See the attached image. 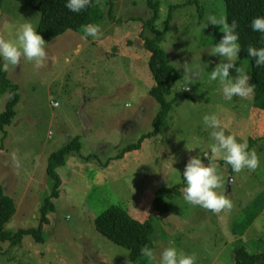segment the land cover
<instances>
[{
    "label": "rangeland",
    "instance_id": "rangeland-1",
    "mask_svg": "<svg viewBox=\"0 0 264 264\" xmlns=\"http://www.w3.org/2000/svg\"><path fill=\"white\" fill-rule=\"evenodd\" d=\"M155 1L161 4L157 24L163 29L170 7L189 0ZM200 1L206 2L198 1L200 7L195 3L182 6L174 13L160 44L182 74L167 99L172 110L163 132L121 160L117 157L128 145L153 131L160 110L150 95L154 80L150 53L141 38L143 23L140 26L136 21L153 16L148 0H101L106 13L99 39H84L68 31L51 42L45 40L43 66L37 68L34 62L22 60L20 65L8 67L10 77L20 86L22 100L4 141L0 131V182L18 207L5 230L40 226L42 204L53 190L47 174L49 157L75 137L81 139L82 149L57 169L61 195L54 200L51 224L44 225L45 243L27 236L22 244L9 249L0 242V264H124L129 252L101 236L94 220L118 205L142 222L155 216L156 192L182 184L185 165L192 157H199L205 166L211 161L220 169L222 186L217 191L233 206L214 213L188 204L182 191L169 201V213L154 221L158 234L153 253L158 259L164 248L172 246L194 255L196 264H234L233 251L242 242L233 237L232 225L242 221L251 199L264 192V108L252 105L254 92L226 100L219 82L208 80V73L221 60L212 54L217 36L223 33L221 26L202 29L201 25L210 14L225 17V8L222 0ZM113 8L112 17L108 12ZM40 17L31 7L4 0L0 4V38L16 39L25 22L38 28ZM235 63L250 76L247 61L238 57ZM184 64L199 70V78L193 76L189 83ZM236 75L230 70V77ZM185 87L189 90H183ZM6 103L4 93L0 113ZM205 114H215L226 134H234L239 142L246 141L255 149L260 167L235 173L222 155L213 156L211 129L203 123ZM250 230L251 235L243 240L247 249L264 251V213ZM145 263L153 261L147 258Z\"/></svg>",
    "mask_w": 264,
    "mask_h": 264
},
{
    "label": "trees",
    "instance_id": "trees-1",
    "mask_svg": "<svg viewBox=\"0 0 264 264\" xmlns=\"http://www.w3.org/2000/svg\"><path fill=\"white\" fill-rule=\"evenodd\" d=\"M4 0H0V4ZM23 5L31 7L38 11L41 15L38 25V32L44 40L51 42L58 37L64 35L68 31H74L84 36L83 27L87 24H103L104 7L101 0H92L90 6L80 13H73L65 7L66 0H15ZM200 0H189L183 5H173L169 9L168 18L163 29L158 28V20L160 18L161 4L155 0H148V8L152 11L153 16L144 22L138 21L142 26L141 38L144 41L146 51L150 53L149 68L154 80L150 95L159 104L160 110L153 120V131L143 135L137 143L128 145L118 156L123 159L126 154L134 152L142 148L146 140L163 132V125L168 114L171 112L172 102L168 97L173 91L175 84L181 80L182 74L172 65L170 55L160 46L165 35L170 29L174 20V13L182 6L194 4L200 7ZM225 8V17L231 23L233 19L238 22L239 43L241 51L238 54L240 60L249 63L251 74L249 83L254 85L252 105L262 106L264 108V67H256L252 58L248 57L247 48L249 45L255 47H264V41L258 32H253L250 28V22L254 17L264 16V0H222ZM206 2V1H205ZM203 2V3H205ZM111 3V1H110ZM109 3V4H110ZM105 4V3H104ZM114 8L108 14L113 17ZM135 20V18H131ZM137 19V18H136ZM224 34L218 35L216 43L220 41ZM92 40V37H88ZM87 38V39H88ZM3 61L0 60V64ZM7 94V103L0 113V131L4 133L2 141L7 137L6 128L13 125L17 117V107L22 100L20 86L10 77L9 71L0 70V96ZM253 144V143H252ZM1 147V146H0ZM82 143L79 137L71 139L61 150L54 152L49 157V165L47 174L53 180L52 193L45 198L40 210V226L38 228L18 229L15 232L5 230V225L15 216L18 207L13 198L9 197L4 190L3 184L0 182V242L8 244L9 249H13L22 244L23 239L27 236L34 237L37 242L45 243L43 237L44 225L49 226L51 219L49 215L56 209L54 200L61 195L62 181L57 174V169L66 166L67 157L73 153H81ZM89 160L93 156L87 157ZM114 158H110L105 162L104 168ZM185 183L174 185L173 188L162 187L155 195L152 205V211L155 216L142 222L133 217L123 206H113L94 220L97 232L112 242L113 244L126 249L129 256L124 262L128 264H146L147 257L141 255L140 249L148 246L152 250L155 247L157 236L155 220L163 218L170 211L169 201L182 195ZM250 206L245 208L242 221L235 220L232 225L233 237L239 238L242 244L233 251L234 264H264V251L251 253L245 246L243 241L247 235H251L249 231L254 226L255 220L264 213V192L260 193L255 199H251ZM152 212V214H153Z\"/></svg>",
    "mask_w": 264,
    "mask_h": 264
},
{
    "label": "clouds",
    "instance_id": "clouds-1",
    "mask_svg": "<svg viewBox=\"0 0 264 264\" xmlns=\"http://www.w3.org/2000/svg\"><path fill=\"white\" fill-rule=\"evenodd\" d=\"M91 2L92 0H66L65 7L73 13H80L85 11ZM209 25L221 26L220 30L224 35L213 46L212 55L221 57V60L214 70L208 73V80L219 82L226 100H231L235 96L248 97L252 94L254 85L249 83V75L241 68H237L235 63L241 51L238 22L233 19L229 23L224 16L210 14L201 28L205 29ZM82 27L84 39L88 37L99 39L103 35L98 24H87ZM250 28L253 32H258L264 41V16L254 17L250 22ZM46 44L37 28L31 22H25L20 27L16 39L0 38V60L3 61L0 70L7 71L10 65H20L22 60L34 62L37 68L43 66L47 59ZM247 54L256 67H264V47L249 45ZM183 67L184 77L189 83L193 81V76L199 78V70L194 71L189 64H184ZM230 70H234L237 75L230 77ZM183 90H189V87ZM203 123L211 129L209 147L212 155H222L224 162L231 166L233 172L240 173L244 169L255 171L260 167V157L256 150L250 149L246 141L239 142L234 134H226L215 114H205ZM183 181L184 200L188 204L200 206L214 213L232 208V201L224 193L217 191L222 186V173L211 161L205 166L199 157L190 158L183 171ZM168 187L171 185L168 184ZM140 253L153 261V264H196L194 255L172 246L164 248L158 259L148 246L142 247ZM128 264H131V261H128Z\"/></svg>",
    "mask_w": 264,
    "mask_h": 264
},
{
    "label": "built area",
    "instance_id": "built-area-1",
    "mask_svg": "<svg viewBox=\"0 0 264 264\" xmlns=\"http://www.w3.org/2000/svg\"><path fill=\"white\" fill-rule=\"evenodd\" d=\"M57 105V104H56Z\"/></svg>",
    "mask_w": 264,
    "mask_h": 264
}]
</instances>
